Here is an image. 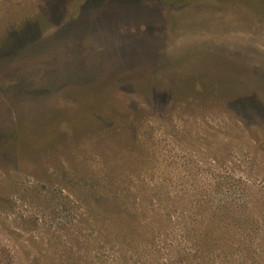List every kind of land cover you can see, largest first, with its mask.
Masks as SVG:
<instances>
[{
  "label": "rangeland",
  "instance_id": "obj_1",
  "mask_svg": "<svg viewBox=\"0 0 264 264\" xmlns=\"http://www.w3.org/2000/svg\"><path fill=\"white\" fill-rule=\"evenodd\" d=\"M129 147L173 195L264 205V0H0V264L78 248L63 203Z\"/></svg>",
  "mask_w": 264,
  "mask_h": 264
},
{
  "label": "trees",
  "instance_id": "obj_2",
  "mask_svg": "<svg viewBox=\"0 0 264 264\" xmlns=\"http://www.w3.org/2000/svg\"><path fill=\"white\" fill-rule=\"evenodd\" d=\"M29 22L22 24V28ZM133 123L116 120V130ZM132 141H137L133 137ZM130 148V147H129ZM133 152L127 164L107 173L106 186L91 188L92 198H66L64 207L74 213L83 248L69 244L60 248L43 242L45 254L32 252L42 264H238L226 261V248L253 249L264 264V205L244 200H212L173 195L165 187L140 180V158ZM141 153V152H140ZM142 156V155H141ZM131 176L132 179H126ZM138 177L139 181L134 180ZM96 196V197H95ZM95 197V198H94ZM68 210V209H67ZM70 216V215H68ZM67 216V217H68ZM70 218V217H69ZM75 241V238L73 237ZM227 253V252H224ZM19 256V253H18ZM20 257V256H19ZM16 258V264L21 259Z\"/></svg>",
  "mask_w": 264,
  "mask_h": 264
},
{
  "label": "clouds",
  "instance_id": "obj_3",
  "mask_svg": "<svg viewBox=\"0 0 264 264\" xmlns=\"http://www.w3.org/2000/svg\"><path fill=\"white\" fill-rule=\"evenodd\" d=\"M141 106H144L142 102H141Z\"/></svg>",
  "mask_w": 264,
  "mask_h": 264
}]
</instances>
